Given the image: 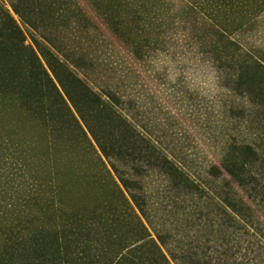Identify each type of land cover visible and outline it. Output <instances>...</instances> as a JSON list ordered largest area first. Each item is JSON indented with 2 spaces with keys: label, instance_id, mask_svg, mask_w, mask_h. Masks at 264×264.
I'll use <instances>...</instances> for the list:
<instances>
[{
  "label": "trees",
  "instance_id": "1",
  "mask_svg": "<svg viewBox=\"0 0 264 264\" xmlns=\"http://www.w3.org/2000/svg\"><path fill=\"white\" fill-rule=\"evenodd\" d=\"M91 12L137 60L172 50L185 31V48L236 69L251 110L264 109V55L234 37L256 26L264 0L0 2V264H200L178 256L170 234L152 233L140 182L116 164L143 160L178 185L205 187L138 132L121 92L94 89L42 38L75 20L95 25ZM263 169L264 150L233 138L209 172L224 181L213 192L223 223L264 249L253 197Z\"/></svg>",
  "mask_w": 264,
  "mask_h": 264
},
{
  "label": "rangeland",
  "instance_id": "2",
  "mask_svg": "<svg viewBox=\"0 0 264 264\" xmlns=\"http://www.w3.org/2000/svg\"><path fill=\"white\" fill-rule=\"evenodd\" d=\"M13 1L0 0L8 7ZM94 22L86 26L75 20L42 33V38L94 89L112 86L121 92L125 98L121 112L138 132L205 187L178 185L159 165L143 160L117 162L122 174L140 182L136 190L146 200L152 233L170 234V246L177 248L178 256L187 250L200 264H264L263 246L248 244L247 232L238 223H223L213 192L224 181L209 172L233 138L264 150V109L251 110L255 106L237 87L236 69L221 70L212 57L185 48L183 30L174 35L177 43L172 50L137 60L100 20L94 17ZM22 27L32 42L31 30ZM234 37L245 49L264 55V13L254 28ZM261 177L253 197L264 232V169Z\"/></svg>",
  "mask_w": 264,
  "mask_h": 264
}]
</instances>
